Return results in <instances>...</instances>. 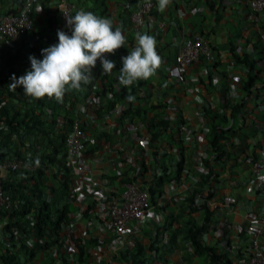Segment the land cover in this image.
Listing matches in <instances>:
<instances>
[{"label":"crops","instance_id":"1","mask_svg":"<svg viewBox=\"0 0 264 264\" xmlns=\"http://www.w3.org/2000/svg\"><path fill=\"white\" fill-rule=\"evenodd\" d=\"M20 1L0 0V14L16 11ZM67 1L74 14L83 10L111 18L113 27L120 26L126 37L125 47L114 54H105L106 59L115 62L114 69L106 74L100 64L92 71L91 82L82 84L81 92L74 94L78 102L90 103L93 99L101 104L97 112L90 108L82 116L87 132L86 159L95 172L107 162L112 165L114 175L101 177L106 180L102 188L106 193L119 189L120 178L115 169L126 162L141 180L147 179L152 187L159 186L161 193L154 195V203L163 199L162 193L168 195L164 197L165 207L152 210L158 218L151 215L142 222L143 236L136 246L127 237L110 240L94 231L86 243L84 264H105L107 256H117L113 261L116 264H121L122 259L127 261L123 264H209L205 255L190 257L188 261L190 243L182 233L175 236V241L172 237L175 229L187 225L190 215L200 223L203 211L190 212L185 195L201 185L203 190L209 188L213 192L209 200L213 215L202 239L216 244L219 235L216 228L221 223L227 224V255L233 264H244L258 219L264 217V170L258 177L250 178L248 161V155L253 153L264 160V9L254 12L248 0H171L161 12L158 0H150L154 3V22L135 30L131 13L147 0ZM60 4L61 0H37L34 4L33 29L19 40L17 51L12 54L11 66H19L18 71L25 64L30 65V55L38 58L37 54L50 39L57 40L58 30L70 34L59 19ZM137 33L155 38L162 63L155 75L132 84V104L146 113L131 118L111 106L105 94L117 87L115 79L118 67L122 66L121 57L136 46ZM197 33L214 46L222 59L211 63L201 58L190 64L182 70L186 77L183 81L174 57L182 40ZM9 54L0 37V64L4 65ZM237 62L241 65L237 66ZM247 76L252 77L253 84L248 91L244 89ZM162 87H167L165 93H161ZM234 105L239 107L237 115L228 119ZM169 117L174 120L170 122ZM156 118L169 119L171 132L159 130L147 148L139 147L138 140L147 136V123L152 124ZM225 126L235 130L232 140L238 146H228L227 154L214 160L209 145L210 130L214 127L219 131ZM151 147L157 149V155ZM206 160L216 168L217 180H212L210 187L201 179L208 172ZM180 161L182 169L177 170ZM199 197L195 193V203ZM160 231L168 233V239L162 241ZM258 241L264 251V231ZM99 243L104 246L103 259L97 255ZM159 249L161 256L154 254ZM239 252L244 256H239Z\"/></svg>","mask_w":264,"mask_h":264},{"label":"built area","instance_id":"2","mask_svg":"<svg viewBox=\"0 0 264 264\" xmlns=\"http://www.w3.org/2000/svg\"><path fill=\"white\" fill-rule=\"evenodd\" d=\"M36 1L22 0L14 13L5 12L0 16V37L12 54L17 51L19 40L33 29ZM248 3L254 12L264 9V0H248ZM153 9L154 3L147 0L131 13L130 20L135 30L154 22ZM65 15L72 16L74 12L67 0H61L59 19L70 32ZM252 20L255 22L256 17ZM50 45L53 44L49 41L44 48ZM42 58L41 52L37 59ZM201 58L211 63L222 59L201 33L182 40L174 57L181 71ZM99 65L98 60L92 71ZM236 65L241 63L237 62ZM27 70H30V65L24 66L20 74L24 75ZM180 77L185 81L183 71ZM83 88L81 85V90ZM81 90L66 92L61 102L62 108H56L53 104L55 98L47 96L40 99L41 103L32 102L33 98L25 96L23 88L17 97H11L22 112L27 109L26 106H35L34 112L46 118L50 130L49 138L37 142L35 150L30 148L35 138L22 135L24 137L20 140L17 134L12 135L6 147L0 150V264H59L64 259L68 260L67 264H84L79 261V256L85 258L86 243L94 231L101 238L110 240L127 237L131 245L136 246L143 236L140 227L144 219L151 215L158 218L153 214V208L166 206L164 197L168 195L162 193L163 199L154 203L150 185L142 182L138 172L130 169L126 162L119 163L115 169V175L120 178L119 189L104 192L102 188L106 180L101 177L113 176V167L107 162L98 172L93 170L85 156L87 132L81 128L83 113L90 108L95 112L101 104L93 99L90 103L85 100L78 102L74 94ZM160 91L165 93L167 87H162ZM105 95L114 100L111 91ZM124 106V100L117 101L115 105L120 112ZM169 118L166 120H174ZM0 129L8 131L6 124H1ZM20 133H24L22 129ZM149 138L147 132V136L138 140V146L147 148ZM250 164V178L258 177L264 170V160L257 156ZM36 180H39L40 193L35 196L31 190ZM16 193H25L35 205L48 204L57 226L43 227L42 234L37 236L34 214L29 209L23 212L22 208H27V202L24 198H13ZM59 214H63L64 218L61 219ZM263 231L264 217L258 219L250 242L251 252L244 264H264V251L258 241ZM159 235L162 241L168 239V233L160 231ZM96 251L100 258H105L102 243L96 246ZM154 254L161 256V249L154 251ZM114 260H117V256H107L105 264H116ZM121 261V264L127 262L124 259Z\"/></svg>","mask_w":264,"mask_h":264},{"label":"trees","instance_id":"3","mask_svg":"<svg viewBox=\"0 0 264 264\" xmlns=\"http://www.w3.org/2000/svg\"><path fill=\"white\" fill-rule=\"evenodd\" d=\"M22 4V0L20 1L19 5L17 7H20ZM10 13H14L15 11H8ZM2 14H0L1 16ZM25 37V36H24ZM23 37V38H24ZM2 39V38H1ZM3 42V40H2ZM50 42L52 44H55L58 42L56 39H50ZM3 46H5L3 42ZM6 47V46H5ZM7 49V48H6ZM5 50L2 51V53ZM10 52V51H9ZM16 53V52H15ZM40 53L37 54L39 57ZM14 56L10 52L9 56L6 57L5 63L0 64V125L1 124H6L8 127V131L4 132L0 129V150L4 149L7 145V142L10 140L12 135L17 134L19 135V139L22 140L24 136L26 135L29 138H35L34 139V144H30V148L35 150L37 142H41L44 139L48 137L50 126L49 123L47 122L46 118L42 117V115H38L34 112L33 108L35 106L27 107V109L22 112L21 107L15 105L11 99V97H17L19 93H21L22 86H17L15 90H13L10 87L11 77L14 74L17 78L21 76L20 71H18L17 65L13 67L11 66V63H13ZM242 61H247L246 56L242 59ZM26 66V64H25ZM120 67H118V73H119ZM119 74L117 78L115 79V84L117 85L116 88L111 91L114 96V100L110 101L111 106H115L117 101L124 100L125 101V106L122 109L123 114H127L131 118L134 117H142L146 111L141 108H136L133 104L132 101H129L128 97L132 95V85L125 87L123 85L119 84L118 81ZM253 86L252 84V77L247 76V82L244 85V89L246 91L249 90V88ZM32 98V97H29ZM37 101L38 103H41L40 99L34 100ZM54 106L56 108H62L63 105L61 102H57L56 100L54 101ZM28 108H31L28 110ZM238 105H234L232 107V111L229 115L228 119H233L237 115ZM99 109L96 108V112ZM210 114V113H209ZM155 121V122H154ZM154 121H152V124L147 123V132L150 134L149 141L153 138H156V136L159 134V130H170V124L166 119L162 118H156ZM224 121H227V117L224 118ZM85 127V121L81 123V128ZM49 128V129H48ZM20 129L23 130V134L20 133ZM211 137L209 141V145L213 151V157L214 160L221 159L222 156L227 154V147H237L238 144L234 143L232 140L233 134L235 133V130L231 128V126H225L219 128V131L217 128L212 127L210 130ZM38 135V136H37ZM49 138V137H48ZM40 140V141H39ZM50 144H52V140L49 139ZM33 143V141H32ZM54 146V145H53ZM52 146V147H53ZM166 146V145H165ZM56 147L54 146L53 149ZM152 148V147H151ZM153 153L157 155L156 148H152ZM153 155V154H152ZM47 158H50L49 155H46ZM257 155L255 153L249 154L248 155V161H253ZM42 158V157H41ZM205 164L207 166L208 172L202 176V181L207 185V187H210L212 180L215 182L217 179L214 178L216 168L214 164H211L208 160L205 161ZM182 169V163L181 161L177 165V170ZM39 174V173H38ZM40 177H38L39 179ZM213 178V179H212ZM142 182L147 183V179H142ZM202 186V185H201ZM199 186L198 188L194 189V191L188 192L185 197L186 200L190 202V212L196 211L197 209H201L203 211V216L200 221V223H197V220L190 215L188 218V223L187 225L179 226L177 229L174 230V235L173 241H175V236L178 233L183 234V238L185 241H188L190 243V250H189V255L187 256L188 261L190 260V257L196 256V255H205L207 257V261L209 264H233L232 260L228 257L227 251L225 246H228V230H227V224L221 223L219 227L216 228L218 231V238H217V243L216 244H208L202 239V234L204 232H207L209 229V224L210 220L213 215V211L210 210V204L209 200L213 195V192L211 189H206L203 190V188ZM31 190V189H30ZM149 191L152 196H154L156 193H161V190L159 186H154L153 187L150 185L149 186ZM40 193L39 189V180H36L35 183L33 184L31 194L37 195ZM195 193H199V202L195 203ZM13 198H24L27 202V208H22L26 212L27 209L32 210L34 214V219H35V233L37 236L42 234V229L43 227H52V226H57V223L55 224V220L52 217L51 211L49 210V205L44 203L40 205H35L31 200H29V197L25 193H16L13 194ZM22 212V213H23ZM21 213V214H22ZM63 214H59V217L61 219L64 218ZM59 218V219H60ZM54 220V221H53ZM227 244V245H226ZM251 252V250H250ZM249 252V253H250ZM239 256H244V253L239 252ZM84 258L79 256V261L83 262ZM134 261H137V256L133 257ZM139 262H136L138 264Z\"/></svg>","mask_w":264,"mask_h":264},{"label":"clouds","instance_id":"4","mask_svg":"<svg viewBox=\"0 0 264 264\" xmlns=\"http://www.w3.org/2000/svg\"><path fill=\"white\" fill-rule=\"evenodd\" d=\"M171 0H158V10L163 12ZM42 8L37 9V12ZM66 16V15H65ZM70 34L58 30V42L41 50L42 59L29 56L30 70L17 78L11 77L10 87H23L25 96L41 99L47 96L63 102L66 92L81 90L92 79V69L99 60L103 72L110 73L115 62L105 58L125 47L126 37L120 26L113 27L111 18H104L90 11H77L66 16ZM136 46L121 57L118 81L125 87L140 80H147L159 69L162 58L156 51V40L147 33H137ZM129 101L133 97H128ZM37 165L39 161H36Z\"/></svg>","mask_w":264,"mask_h":264}]
</instances>
